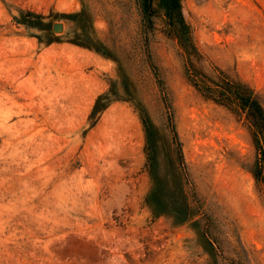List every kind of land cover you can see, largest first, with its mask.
I'll return each mask as SVG.
<instances>
[{
  "label": "rangeland",
  "instance_id": "374dc122",
  "mask_svg": "<svg viewBox=\"0 0 264 264\" xmlns=\"http://www.w3.org/2000/svg\"><path fill=\"white\" fill-rule=\"evenodd\" d=\"M167 6L0 0V264H264V0Z\"/></svg>",
  "mask_w": 264,
  "mask_h": 264
},
{
  "label": "trees",
  "instance_id": "16d2710c",
  "mask_svg": "<svg viewBox=\"0 0 264 264\" xmlns=\"http://www.w3.org/2000/svg\"><path fill=\"white\" fill-rule=\"evenodd\" d=\"M152 1L153 0H141L142 12L146 17V19L148 20V22H150L151 16L154 14ZM166 2L168 4L167 10L176 12V14L182 20V15L180 11V0H166ZM235 92L236 95L239 96L240 101L244 106L251 107L258 114V116L261 117L262 120H264V113L261 107L259 106V104L255 100L251 99L249 95H245L243 93L241 94L238 90Z\"/></svg>",
  "mask_w": 264,
  "mask_h": 264
},
{
  "label": "bare ground",
  "instance_id": "6f19581e",
  "mask_svg": "<svg viewBox=\"0 0 264 264\" xmlns=\"http://www.w3.org/2000/svg\"><path fill=\"white\" fill-rule=\"evenodd\" d=\"M39 168L47 169V168H48V165H47V163L43 162V163L40 164ZM53 192H54V191H53ZM55 195H56V194H55ZM59 197H60V198H59V199H60V203H63V201L66 200V196H65L64 194H61ZM64 202H65V201H64Z\"/></svg>",
  "mask_w": 264,
  "mask_h": 264
},
{
  "label": "water",
  "instance_id": "95a60500",
  "mask_svg": "<svg viewBox=\"0 0 264 264\" xmlns=\"http://www.w3.org/2000/svg\"><path fill=\"white\" fill-rule=\"evenodd\" d=\"M60 27L57 25V26H55V29H59Z\"/></svg>",
  "mask_w": 264,
  "mask_h": 264
}]
</instances>
